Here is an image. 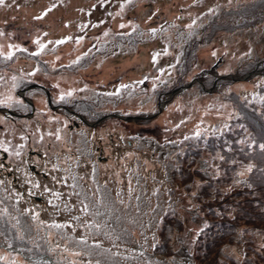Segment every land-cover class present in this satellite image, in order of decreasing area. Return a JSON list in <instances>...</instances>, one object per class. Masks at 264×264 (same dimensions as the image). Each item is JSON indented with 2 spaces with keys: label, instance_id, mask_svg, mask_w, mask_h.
<instances>
[{
  "label": "rangeland",
  "instance_id": "obj_1",
  "mask_svg": "<svg viewBox=\"0 0 264 264\" xmlns=\"http://www.w3.org/2000/svg\"><path fill=\"white\" fill-rule=\"evenodd\" d=\"M256 1L4 0L0 4V109L21 106L20 83L26 87L35 79L50 78L45 75L47 63L68 68L53 82L55 93L84 100V119L90 124L107 117L91 127L48 106L36 110L33 122H10L0 112V125L9 129V133L0 130V148L16 157V149H9L17 140L24 145V159H30V151L42 149L43 158L53 165L47 189L40 188V194L31 187L30 194L42 200L28 197L30 213L9 211L0 198V260L211 264L204 256H214L195 248L206 220L197 202L185 196L191 173L179 156L188 157L190 164L201 155L193 169L207 177V166L212 165L215 175L210 179H222L226 192L234 190L229 189L231 184L238 185L248 163L259 168L260 129L240 127L221 133L238 110L236 96L259 103L264 90V22L252 26L250 13L227 14ZM214 19H221L225 28L233 27V32L206 37L205 29ZM245 24L250 26L239 28ZM37 99V105L44 106V99ZM41 116L63 122L65 130L78 122L84 128L79 131L80 151L62 153L59 130L36 128ZM12 129L24 131L13 134ZM69 132L62 134L70 147H77ZM243 132L250 138L245 143L235 137ZM210 135L218 145L200 150L198 143ZM222 138L225 144L219 141ZM260 145L264 149V143ZM220 146L229 150L228 156L223 158ZM233 165L241 167L236 169L242 175L225 169ZM231 175L234 180L229 182ZM194 181L193 187L199 185L198 178ZM6 187L17 199L18 191ZM5 219L18 231L19 245L2 232ZM178 220L183 223L181 231L171 226ZM256 225L264 229V222ZM263 236L255 234L253 247L250 239L240 243L227 239L218 264H264ZM168 244L174 252L164 251Z\"/></svg>",
  "mask_w": 264,
  "mask_h": 264
},
{
  "label": "trees",
  "instance_id": "obj_2",
  "mask_svg": "<svg viewBox=\"0 0 264 264\" xmlns=\"http://www.w3.org/2000/svg\"><path fill=\"white\" fill-rule=\"evenodd\" d=\"M257 5H259V7H256L252 11L249 9L251 6ZM249 13L254 17V21L251 24L252 26L263 23L264 0H258L251 4H241L227 12L228 15L245 14V17H248ZM249 26L250 24H245V26H239V28ZM233 30L234 28L230 25L225 28L221 19H214L212 27H206L205 29V31L208 32L206 37H211L218 31L229 33L233 32ZM260 94L261 100L259 103L248 101L246 99L242 100L236 96L238 100L235 101V105L238 110L234 112V117L230 120L229 125L224 130L221 129V133H224L226 130L234 128L241 127L242 129H245L250 127L251 129H260L262 133V139L258 141L256 146V150L261 152V157L258 161L259 168L253 163H248L246 165L248 171H244L243 175L237 171V169L239 170L241 168L240 166L233 165L225 168L226 170L232 171L234 176H238V174L239 176L242 175L238 185H230L229 189L234 188L233 191L226 192L222 186L224 181L219 177L210 179L215 175V173L212 172V169L214 168L212 165L207 166V177L202 171L193 169L194 162L198 160L201 155L195 156L190 164L187 162L188 157L179 156L183 165H189L191 173V176L188 179L189 185L186 183L185 186V196L190 200L194 199V201L197 202L199 211L204 216L203 219L206 220L205 228H203L197 236L195 248H197L202 254L214 256L211 258L207 255L204 256V261L210 260L211 264L219 263V255L222 253L221 251L225 249L224 244L227 239L231 241L236 239L239 243L241 240L244 242L246 239H250V245L253 247L255 234L261 233L264 235V229L256 227L259 226L256 225V223L264 222V149L260 145V143H264V90ZM246 132L248 133L249 130ZM235 137L241 143L250 140L249 135L244 134V132L238 133ZM219 141H222L223 144L226 143L224 138L219 139ZM230 142L232 143L234 140L232 139ZM214 143L218 145V142H214L213 137L210 135L206 139L203 138L197 146L202 150ZM188 145L191 146V143ZM219 151L223 158L225 155L228 156L229 150L226 149V147L220 146ZM222 161L223 159H221V162ZM195 177L199 179V185L195 186L197 189L199 188L198 190L193 187L196 182L194 181ZM232 177L233 175L227 180L232 182L234 180ZM215 204H217L216 207ZM5 221V226L2 228V232L6 236H10L13 245H19L21 240L16 238L18 231L9 224L7 219H5ZM168 224L171 223L165 221V225ZM171 226L172 228H177L179 231L183 230V223L180 220L177 221L176 225ZM168 250L174 252L172 246L169 244L165 245L164 248V251ZM260 250V253L264 252V247L260 248ZM35 252L37 253L38 251ZM257 252L259 251H256V253ZM23 255L26 256L24 252ZM221 256H223V254H221ZM0 264H5V262L1 259ZM54 264H56V262H54ZM57 264H60V262H57Z\"/></svg>",
  "mask_w": 264,
  "mask_h": 264
},
{
  "label": "flooded vegetation",
  "instance_id": "obj_3",
  "mask_svg": "<svg viewBox=\"0 0 264 264\" xmlns=\"http://www.w3.org/2000/svg\"><path fill=\"white\" fill-rule=\"evenodd\" d=\"M43 65H46L48 68L49 71L45 75H49L50 78L41 77L40 79H35L32 84H29L26 87H22L23 82L20 83L18 93L23 95V101L22 103H18L21 106H16L15 110H8L10 113H2L7 116L10 122H17V119L33 122L36 119V110L38 109V111L41 112L46 108V106H48V108H50L52 111H62L63 113H68L73 117H77L81 123L87 125L84 122V114H86L87 110L85 109V101L82 99L70 100L69 96H66V94L55 93L54 89L51 87L53 82L56 83L59 81L62 72L67 71L68 68L63 69L65 65H62L61 67L48 66L47 63ZM60 69L62 70L59 72ZM47 79H50V81ZM32 92H35L36 94H32ZM40 93L42 95H38ZM38 97L44 99V106L39 103L42 101L41 99H37ZM36 99L39 101L38 105ZM88 110L94 111L91 108H88ZM49 114L50 113L47 112L48 117ZM36 122L38 124L36 125L37 129H56L57 131L59 130L61 132L62 150L60 151L62 153L72 154V152L76 149L80 151L82 143L78 141L79 134L84 131V128L82 129L78 122H75V124L72 125L70 129L66 130L64 128L63 122H56L54 119L48 120L46 116H41L36 120ZM4 129H6L7 133H9V129L7 127L0 125V130ZM18 130L21 132L24 131L22 129H12L11 133L17 134L19 133ZM29 130L32 131V129ZM74 130L77 132H74ZM80 130L81 132H79ZM63 131H70L69 134H72L71 141L74 142V144H77V147H70L67 136L62 134ZM12 142V144H15V146L9 150L13 151L16 149L15 152H13V156L16 155V157L11 158L5 149L0 148V198L3 201L4 207L8 208L9 211L16 213H30L29 208L31 207L29 206H31V202L29 201L28 197H33L37 202H41L42 200L41 197L31 195V189L33 187L38 188V192L41 194L39 189H47L46 182L53 181V174L51 171L53 165H49V161L52 160L43 158L44 151L42 149H40L41 152L37 150L30 151V159H24L23 157L25 156V152H21L24 145L21 146L20 144L22 143L17 140ZM56 154L57 153L54 152V155ZM31 179L33 180V183L31 182ZM7 182H10V185H8ZM6 186L14 191H18L19 195L17 199L10 195ZM12 198H14V200H12ZM2 201L0 200V203Z\"/></svg>",
  "mask_w": 264,
  "mask_h": 264
},
{
  "label": "water",
  "instance_id": "obj_4",
  "mask_svg": "<svg viewBox=\"0 0 264 264\" xmlns=\"http://www.w3.org/2000/svg\"><path fill=\"white\" fill-rule=\"evenodd\" d=\"M256 74V73H255ZM255 74H253V75H255ZM185 88V87H184ZM172 97V96H171ZM0 112H9V111H6V110H2V109H0ZM10 113V112H9ZM12 115V114H11ZM107 119V117L106 118H103V119H101L99 122H101V121H104V120H106ZM98 122V123H99ZM87 125H89V126H91V127H94V126H96L98 123H94V124H90V123H87V122H85Z\"/></svg>",
  "mask_w": 264,
  "mask_h": 264
},
{
  "label": "snow or ice",
  "instance_id": "obj_5",
  "mask_svg": "<svg viewBox=\"0 0 264 264\" xmlns=\"http://www.w3.org/2000/svg\"><path fill=\"white\" fill-rule=\"evenodd\" d=\"M4 3V0H0V4H3ZM63 41H61V43H62Z\"/></svg>",
  "mask_w": 264,
  "mask_h": 264
},
{
  "label": "bare ground",
  "instance_id": "obj_6",
  "mask_svg": "<svg viewBox=\"0 0 264 264\" xmlns=\"http://www.w3.org/2000/svg\"><path fill=\"white\" fill-rule=\"evenodd\" d=\"M208 119V118H207Z\"/></svg>",
  "mask_w": 264,
  "mask_h": 264
}]
</instances>
